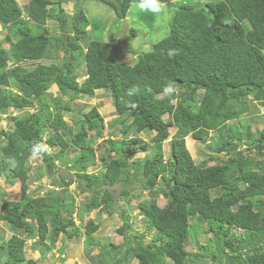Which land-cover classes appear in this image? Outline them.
<instances>
[{
  "label": "trees",
  "instance_id": "obj_1",
  "mask_svg": "<svg viewBox=\"0 0 264 264\" xmlns=\"http://www.w3.org/2000/svg\"><path fill=\"white\" fill-rule=\"evenodd\" d=\"M63 1L68 0H29L23 12L15 0H0V22L5 29L4 39H0V112L24 107L35 110L14 115L13 129L1 131L5 141L0 146V171L6 169L10 179L17 180L20 193L0 204V221L13 231L7 243L0 242L4 253L0 264H42L26 258L28 238H39L41 258L59 234L63 241L78 234L76 228L67 229L68 225L74 226L75 204L64 191L46 190L35 196L28 193L26 162L33 156L34 143L40 144L35 157L46 162L48 171L53 170L54 162L47 158L59 157L70 146L79 149L67 166L74 170L82 187L93 190L89 202L80 206L79 218L98 207L109 215L119 212V243L109 240L93 244L92 235L99 223L85 221L84 254L90 264H128L132 260L138 264H189L208 256L212 264H264V172L253 167L251 157L238 153L227 136L229 130L240 138L238 127L229 125V121L248 111L251 102L264 106V0H209L197 7H176L173 0H160L171 2L169 32L150 50L138 54L132 64L117 58L119 51L114 50L120 36L110 41L89 40L82 45L80 39L88 32L87 16L78 6L80 0H72L75 4L69 23ZM96 1L106 4L118 20L125 18L134 2H140ZM51 4L58 7L56 18L61 31L53 37L45 35ZM128 32L138 34L134 27ZM170 49L177 54L170 57ZM42 59L50 61L44 63ZM29 61H35V67L22 69ZM80 63L86 75L82 81L74 72ZM169 82L176 91L163 95ZM134 86L139 92L127 96L126 90ZM51 88L58 93L53 94ZM99 89L110 97L116 115L109 125L118 124L124 137L111 142L107 151L99 152L97 160L104 170L92 175L85 169L96 162L91 144L103 134V117L92 105L78 111L69 125L63 113L70 110L69 100L92 96ZM129 103L137 107L131 108ZM165 113L170 117L168 121L162 118ZM169 125L175 127L172 136ZM61 128L64 132L59 131ZM129 131L155 132L143 142L138 135L126 136ZM44 132L48 135L43 138ZM212 132L221 138L215 149L232 150L234 155L227 161L207 156L196 164L185 137L191 134L205 142L206 136L212 138ZM245 132L250 134L249 129ZM168 138L170 155L164 160L163 143ZM250 142L258 150L264 148V122L259 135ZM43 143L47 148L42 150ZM150 144L155 146L153 153L142 161L131 159L135 152L147 151ZM205 144L213 149L208 142ZM52 146L59 147L58 153L49 154L47 149ZM132 165L140 167L139 178L130 171ZM57 180L63 188L69 184L63 175ZM134 182L149 192L147 199L135 205L146 228L154 230L148 241L143 238L144 231L133 232L130 212L120 208L111 191L101 187L121 183L119 197L128 206L132 205L128 187ZM213 189L220 192L212 195ZM159 196L165 200L163 205L157 202ZM197 218L205 220L206 231L216 237V250L193 254L187 248L189 236L196 237L201 229L193 222ZM237 240L242 245H237ZM93 248L98 252L92 253Z\"/></svg>",
  "mask_w": 264,
  "mask_h": 264
},
{
  "label": "rangeland",
  "instance_id": "obj_2",
  "mask_svg": "<svg viewBox=\"0 0 264 264\" xmlns=\"http://www.w3.org/2000/svg\"><path fill=\"white\" fill-rule=\"evenodd\" d=\"M52 2H56L57 0H50ZM209 0H173V6L180 5H191V6H204L205 2ZM72 0L63 1L62 6L65 10V18L70 23V17L72 15ZM140 2H134L127 11V21L130 27H134L138 30V34L136 36H132L129 32L126 33L124 48L129 47L132 51H127L126 49H121L117 53V58L125 63L132 64L136 61V57L138 54L148 51L151 49L152 44L157 40L166 36L169 32V17L170 10L168 6L164 3L162 10L159 13L153 12L148 9H142L139 7ZM78 6L83 10H85V14L88 20V29L87 36L80 39L82 45H84L89 40H102V41H110L115 40L117 36H122V31L124 28V22H119V20L114 15L113 11L104 3L96 1V0H80L78 2ZM74 9V8H73ZM58 7L56 4L49 5L48 9V17L45 23V35L53 37L56 36L61 31L58 27L57 22V14ZM117 19V20H116ZM242 24L248 25L247 21H242ZM87 25V26H88ZM117 25V26H116ZM87 29V27H86ZM87 29V31H88ZM36 30L40 31V28H36ZM129 30V29H128ZM4 39V36L1 37V40ZM264 54V49L262 50ZM42 62H49L50 59H42ZM56 61V60H55ZM36 62L29 61L25 65L24 70L35 67ZM77 73L78 81H82L86 78L84 76V67L83 64L80 63L77 65V68L74 70ZM53 94H57V90L55 88L50 89ZM16 92V90H13ZM251 95H249L250 97ZM173 101L175 99L173 98ZM92 105L97 106L100 114L103 117L104 128L102 131V136L95 137L91 144V150L94 154L96 162L94 164H89L85 171L92 175H99L103 172L104 166L97 160L100 151L108 150L111 146V142L115 140H120L122 137L120 126L118 124H110L113 118H115L114 109L111 105V99L107 94H104L103 90H97V94L92 96H86L81 98H76L73 100H69L70 110L63 113V120L66 124H72L73 119L77 117L78 111H86ZM33 107H24L22 109L19 108H7L0 112V146L4 143L5 139L3 135H1V131L9 132L13 129L12 117L21 116L25 112H34ZM164 121H168L170 117L165 113L162 115ZM264 122V106L260 104H256V102H251L250 109L240 114L238 119H233L229 121V125L234 124L238 127L239 137L235 138V135L228 130L227 136L231 139V143L236 145V151L238 153H242L244 157H251L254 160V168L258 171L264 172V148L260 150L251 146L250 140L252 138H256L262 128ZM170 136L175 133V127L173 125H169ZM63 128L59 129L60 132H64ZM66 129V127H64ZM245 129H249L250 134L246 135ZM75 126L73 125V134L75 133ZM152 131L149 134L143 132H135L129 131L126 136L132 137L134 134L138 135L143 142H148L149 138L153 134ZM91 134V132H89ZM213 134V135H212ZM212 138H204L205 142H208L210 146L213 148L212 150L208 149V145L205 144L204 141H198L191 134H188L185 137V145L189 150L194 162L196 164L201 163L206 159L207 156L219 157L223 161H227L230 159L234 153L232 150L227 152H218L215 149V144L221 140L220 137L217 136L216 133L212 132ZM48 133L44 132L42 134L43 138L47 137ZM210 135V136H211ZM67 135L64 134V137ZM216 137V141L214 142ZM45 144H41V149H46ZM249 146V147H248ZM51 150V154L54 155L58 153L59 147L52 146L49 148ZM155 146L153 144L149 145L147 151H137L132 154L131 159L135 161H142L149 154L153 153ZM79 149L74 146H70L66 148V150L60 154L59 157L50 156L47 158V161H53V170L48 171L47 164L44 162L41 157H33L30 156L26 162V166L28 167V193L35 196L46 193V190L52 191H64L66 196L69 197L75 204V210L73 214L74 226L68 225L67 229L71 230L76 228L78 230V234L74 235L72 238L65 239L64 241L61 239V234L57 237L54 245L48 246V250H45V255L40 258L41 250L39 238L36 236L34 238H28L26 240V249L25 256L26 258H32L35 260H39L42 264H90L86 259L84 251L86 246V240L83 234L84 223L87 219H92L95 222L99 223V228L93 233L92 243H105L109 240L119 243L122 241V236L116 233V228L121 224V218L119 212L115 211L113 214L109 215L107 211L98 207L89 211H86L82 214V218H79V209L80 206L86 204L90 200V194H92L93 190L87 187H82L80 184V180L76 178L74 174V170L70 167V160L74 159L75 156L79 154ZM163 155L164 160H167L170 155V138L164 141L163 143ZM67 162V163H65ZM68 165V166H67ZM0 166H3L0 162ZM131 172L136 173L137 177L141 175L140 167L136 168L133 165L129 168ZM41 173V175H39ZM9 172L5 169L4 172L0 171V204L6 198H17L19 196L20 190L17 180L13 182L11 180V176H8ZM63 175L69 181V184L64 188L61 186L60 182H58V176ZM137 179V178H136ZM135 179V180H136ZM53 180L57 183L52 184ZM11 183V184H10ZM102 188H106L115 196V201L120 208H126L132 217V226L133 232L136 230L144 231V239L148 241L151 239L154 230L146 228V222L142 218L141 213L135 207L138 201L147 199L149 197V192L141 190L139 184L134 182L130 184L128 187V192L132 199V205L126 204L125 200L119 197V191L122 189V184L117 183L111 186H101ZM83 188V189H82ZM219 190H211L212 195L218 194ZM157 202L159 205H163L165 200L162 196L157 198ZM65 218H68L67 215H64ZM198 220H193L196 222L201 229L196 237L193 235L189 236L186 242L187 248L191 251V253H205L204 251H214L217 246V239L211 233L206 231V221L197 218ZM132 232V233H133ZM236 234H239V230H235ZM13 234V231L10 230L8 224L4 221H0V242L4 241L7 243L9 241L10 236ZM238 241V240H237ZM31 244L35 245V247L31 246ZM37 245V246H36ZM237 245H242V242L238 241ZM31 246V247H30ZM5 250V247H4ZM97 249L93 248L92 253H97ZM3 250H0V261L3 258ZM63 258V260H61ZM217 258V256H216ZM26 264V262H23ZM128 264H138L137 261L132 260ZM189 264H212L210 256L205 258H196L190 262Z\"/></svg>",
  "mask_w": 264,
  "mask_h": 264
},
{
  "label": "clouds",
  "instance_id": "obj_3",
  "mask_svg": "<svg viewBox=\"0 0 264 264\" xmlns=\"http://www.w3.org/2000/svg\"><path fill=\"white\" fill-rule=\"evenodd\" d=\"M161 3H163V2H160V0H140L139 7L142 8V9H148V10H151V11H153V12L159 13V12L162 10V8H163V5H162ZM169 3H171V2H169ZM164 4L166 5V3H164ZM169 5H170V4H169ZM169 5H168V6H169ZM166 6H167V5H166ZM126 16H127V14H126ZM126 16H125V18H126ZM125 18H124V19H121L122 22H124V23H126ZM126 24H127V30H126V33H127V32H128V29L130 28V26H129L128 23H126ZM89 30H90V29H88V32H89ZM136 30H137V29H136ZM137 31H138V30H137ZM126 33H125V35H126ZM125 35H124V38H125ZM118 37H119V36H117L116 39H117ZM124 38H123V45H122V47L120 48V50L124 48V43H125ZM116 39H115V40H116ZM120 39H121V37H120ZM119 42H120V40H119ZM118 44H119V43H118ZM117 46H118V45H117ZM117 46H116V47H117ZM120 50H118V51H120ZM118 51H117V52H118ZM176 54H177V52H176L174 49H170V50L168 51V55H169L170 57H172V56H174V55H176ZM83 75L86 76L85 74H83ZM99 90H100V89H99ZM175 91H176V89H175L174 84L171 83V82H169V83L166 84V86L163 88V93H162V94H163V95H172ZM138 92H139V88L134 86V87H132V88L126 90V93H125V94H126L127 96H132V95L137 94ZM96 93H97V92H96ZM111 105H112V104H111ZM128 106L131 107V108H136V107H137V105L134 104V103H129ZM45 148H47V146H45ZM47 150H48L49 154H51V150H50V149H47ZM39 151H40V144L34 143V144H33V153H32L33 157H35Z\"/></svg>",
  "mask_w": 264,
  "mask_h": 264
},
{
  "label": "crops",
  "instance_id": "obj_4",
  "mask_svg": "<svg viewBox=\"0 0 264 264\" xmlns=\"http://www.w3.org/2000/svg\"><path fill=\"white\" fill-rule=\"evenodd\" d=\"M17 3H18V5L21 7V9H22V11L24 12V8H25V6H27V4H28V2H29V0H15ZM72 2H74V3H72V5L74 6V4H75V1H72ZM73 6H72V13H73ZM83 9V8H82ZM84 11V13H86L85 12V10H83ZM117 20V19H116ZM125 20L127 21V16H126V18H125ZM119 22H121L122 23V20H119ZM4 25H2L1 24V22H0V39H1V37L3 36V33H4V31H5V29H3L4 27H3ZM117 26V25H116ZM88 27H89V25L87 26V29H88ZM90 28V27H89ZM87 259V258H86Z\"/></svg>",
  "mask_w": 264,
  "mask_h": 264
},
{
  "label": "water",
  "instance_id": "obj_5",
  "mask_svg": "<svg viewBox=\"0 0 264 264\" xmlns=\"http://www.w3.org/2000/svg\"><path fill=\"white\" fill-rule=\"evenodd\" d=\"M170 3L169 2H166V5L168 6ZM126 30H127V24L126 23H124V28H123V31H122V36H121V39H120V42H119V44H118V46L115 48V52L116 51H118V50H120V48L122 47V45H123V38H124V35H125V33H126Z\"/></svg>",
  "mask_w": 264,
  "mask_h": 264
}]
</instances>
